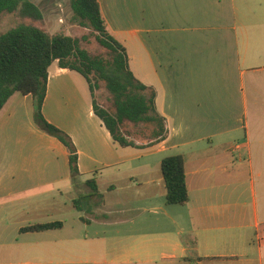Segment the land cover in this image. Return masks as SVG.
<instances>
[{"label": "crops", "instance_id": "1", "mask_svg": "<svg viewBox=\"0 0 264 264\" xmlns=\"http://www.w3.org/2000/svg\"><path fill=\"white\" fill-rule=\"evenodd\" d=\"M99 2L168 134L120 145L86 78L55 61L43 113L73 139L80 175L32 95L15 93L0 111V264H264V0ZM173 154L182 205L166 202ZM52 222L63 226L22 231Z\"/></svg>", "mask_w": 264, "mask_h": 264}, {"label": "trees", "instance_id": "2", "mask_svg": "<svg viewBox=\"0 0 264 264\" xmlns=\"http://www.w3.org/2000/svg\"><path fill=\"white\" fill-rule=\"evenodd\" d=\"M73 20L89 30L82 38L64 33L51 34L41 25L20 24L0 35V111L17 92L32 95L37 126L60 140L68 149L72 178L80 175L78 150L71 136L44 116L50 66L82 74L90 85L96 115L120 145L150 146L166 138V119L156 106V90L141 82L130 68L126 47L108 30L99 0H70ZM21 12L42 20L43 11L32 0H0V15ZM94 37L105 50L92 54L82 41ZM105 88L110 98L99 102L98 91ZM162 172L167 185L166 202L185 204L189 200L185 161L182 154L166 156ZM92 182L89 181V184ZM98 191L97 185H92ZM77 203V201H76ZM76 207L81 209L77 204ZM62 222L37 224L22 231L60 228Z\"/></svg>", "mask_w": 264, "mask_h": 264}, {"label": "rangeland", "instance_id": "3", "mask_svg": "<svg viewBox=\"0 0 264 264\" xmlns=\"http://www.w3.org/2000/svg\"><path fill=\"white\" fill-rule=\"evenodd\" d=\"M43 11L44 17L40 20H35L18 11L9 13L4 12L0 15V35L9 31L11 28L20 24H35L41 25L49 33H64L74 37L82 38L89 30L79 26L73 20V10L70 0H32ZM133 23L137 21V6H131L129 11ZM82 46L92 54L104 52V48L100 46L94 37H90L87 41H82ZM131 52L137 54V47L132 48ZM99 102L104 104L110 98L109 93L103 87L98 91Z\"/></svg>", "mask_w": 264, "mask_h": 264}]
</instances>
